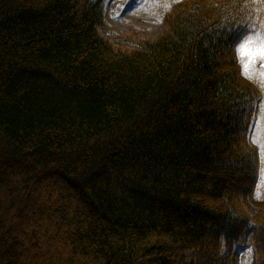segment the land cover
<instances>
[{"label": "trees", "instance_id": "16d2710c", "mask_svg": "<svg viewBox=\"0 0 264 264\" xmlns=\"http://www.w3.org/2000/svg\"><path fill=\"white\" fill-rule=\"evenodd\" d=\"M141 1L168 32L123 50L107 0H0V264H264V2Z\"/></svg>", "mask_w": 264, "mask_h": 264}, {"label": "rangeland", "instance_id": "374dc122", "mask_svg": "<svg viewBox=\"0 0 264 264\" xmlns=\"http://www.w3.org/2000/svg\"><path fill=\"white\" fill-rule=\"evenodd\" d=\"M141 0H107L105 19L109 30L102 29L103 35L123 50H132L131 45L118 44L115 36L130 38L133 41L153 40L168 32V24L160 19L141 20L138 5ZM258 117L254 118L249 134V144L254 145ZM255 125V131H254ZM257 137V136H256ZM222 253L230 257L231 264H259V254L253 246H235L231 251L224 247Z\"/></svg>", "mask_w": 264, "mask_h": 264}, {"label": "snow or ice", "instance_id": "6c2138e0", "mask_svg": "<svg viewBox=\"0 0 264 264\" xmlns=\"http://www.w3.org/2000/svg\"><path fill=\"white\" fill-rule=\"evenodd\" d=\"M241 26L246 28V33L235 45L241 74L245 79L257 83L264 90V24L259 27L256 25ZM257 123L264 125V116ZM253 142L258 144V149L264 155V127L259 129V137L253 136Z\"/></svg>", "mask_w": 264, "mask_h": 264}]
</instances>
